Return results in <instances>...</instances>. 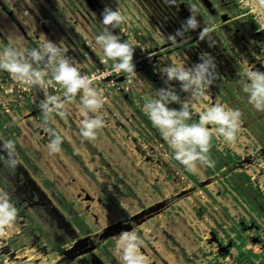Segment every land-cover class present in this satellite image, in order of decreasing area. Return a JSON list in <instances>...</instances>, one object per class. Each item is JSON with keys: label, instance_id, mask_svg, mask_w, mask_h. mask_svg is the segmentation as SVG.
Segmentation results:
<instances>
[{"label": "rangeland", "instance_id": "rangeland-1", "mask_svg": "<svg viewBox=\"0 0 264 264\" xmlns=\"http://www.w3.org/2000/svg\"><path fill=\"white\" fill-rule=\"evenodd\" d=\"M105 6L125 17L113 31L135 49L134 74L102 62L95 36ZM192 8L212 48L197 32L167 40ZM45 40L103 93L90 115L104 126L94 140L81 138L79 93L65 101L64 118L52 113L44 125L38 105L45 93L63 99L62 89L25 87L0 72V137L15 143L17 160L0 163V191L18 210L15 224L0 228V264H120L114 238L127 231L143 240L145 264H264V113L238 84L246 70L264 71V22L250 0H0V49ZM205 52L218 75L190 101L191 121L223 104L240 110V126L230 144L213 134L214 167L189 172L143 105L164 87L162 67H190ZM45 126L61 136L59 152L49 153Z\"/></svg>", "mask_w": 264, "mask_h": 264}, {"label": "clouds", "instance_id": "clouds-1", "mask_svg": "<svg viewBox=\"0 0 264 264\" xmlns=\"http://www.w3.org/2000/svg\"><path fill=\"white\" fill-rule=\"evenodd\" d=\"M125 17L118 10L105 6L100 13L102 30L95 36L102 62H111L112 71L134 74L133 54L135 49L128 41H123L114 34ZM197 32L199 40L207 47L214 46V40L206 28L200 27L196 9L180 23L179 28L167 36V40L176 44L186 33ZM66 49L57 42L45 40L39 48H23L6 46L0 49V72H6L18 84L25 87L58 86L62 89V97L48 95L38 105L44 125L52 113L64 118L65 101L79 99L80 120L79 135L84 140H94L97 131L104 126L99 113L104 104L103 93L92 85V80L81 75L74 61L65 55ZM164 87L155 90L153 98L143 105V112L151 125L157 129L168 142L171 157L184 168L192 172L198 165L214 167L209 157L210 141L215 134L225 143H233L239 131L241 112L223 104H214L200 111L197 121H191V105L193 98H199L202 92L210 87L218 75L215 58L210 53H201L198 62L190 67L167 65L159 70ZM179 84V93L172 86ZM247 104L256 112L264 113V71L248 69L238 80ZM180 93L185 94L181 99ZM179 105L178 109L169 107ZM49 134L47 145L49 153L60 151L61 136L52 128L45 126ZM15 143L11 139L0 137V163L15 168ZM17 208L10 201L7 192L0 191V228H9L17 220ZM143 240L135 231L120 233L114 238L113 254L119 258L120 264H145V258L139 253Z\"/></svg>", "mask_w": 264, "mask_h": 264}, {"label": "bare ground", "instance_id": "bare-ground-1", "mask_svg": "<svg viewBox=\"0 0 264 264\" xmlns=\"http://www.w3.org/2000/svg\"><path fill=\"white\" fill-rule=\"evenodd\" d=\"M253 11L258 14L264 22V11L255 0H250Z\"/></svg>", "mask_w": 264, "mask_h": 264}, {"label": "water", "instance_id": "water-1", "mask_svg": "<svg viewBox=\"0 0 264 264\" xmlns=\"http://www.w3.org/2000/svg\"><path fill=\"white\" fill-rule=\"evenodd\" d=\"M258 5L262 8V10L264 11V0H255Z\"/></svg>", "mask_w": 264, "mask_h": 264}]
</instances>
